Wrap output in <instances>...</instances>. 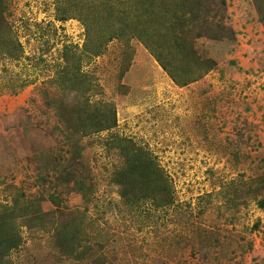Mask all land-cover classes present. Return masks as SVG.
Masks as SVG:
<instances>
[{
	"label": "rangeland",
	"instance_id": "obj_1",
	"mask_svg": "<svg viewBox=\"0 0 264 264\" xmlns=\"http://www.w3.org/2000/svg\"><path fill=\"white\" fill-rule=\"evenodd\" d=\"M2 1L0 264H264V0H208L210 69L175 78L138 39L157 23L107 40L103 0ZM85 100L115 126L81 137Z\"/></svg>",
	"mask_w": 264,
	"mask_h": 264
},
{
	"label": "trees",
	"instance_id": "obj_2",
	"mask_svg": "<svg viewBox=\"0 0 264 264\" xmlns=\"http://www.w3.org/2000/svg\"><path fill=\"white\" fill-rule=\"evenodd\" d=\"M114 1L117 3H122L119 11V28H115L114 21L111 26V19L115 13H118V10L115 8L111 9ZM174 2V3H172ZM133 6H127L126 0H103L102 6L108 9L106 18H101L103 23L107 24L108 27L105 29L107 34L102 35V37L107 38V40H113L116 38H124L129 33L134 35H140L141 27L148 28L151 25H154L156 29L152 30L153 33L158 32L156 40H152L148 35L138 36V39L144 43L153 56L158 60L160 65L170 74V76L175 78V74H182L186 70H189L191 67H195L197 70L207 72L210 69V62H205L198 58L193 47V42L195 38L191 35L192 31L195 29L196 24L206 23L205 20L200 18L201 14H204L207 10L204 7L206 3H212L208 0H169L167 2L163 1V6L167 7L163 11V14L158 12L155 14L154 18L149 21L147 19L148 13L150 12V4L146 0H133ZM79 8L78 12L81 17L85 15V4ZM129 8V9H128ZM5 6L2 0H0V18L1 15L5 12ZM128 9V10H126ZM93 15L97 17L102 14V9L97 7L93 10ZM165 12L168 13V18H163ZM96 17V18H97ZM68 19L66 16L59 18L60 21ZM115 20V18H114ZM100 23V22H99ZM99 23L97 26H86V33L88 38H91L92 31H100V35L104 32ZM131 38V37H129ZM125 38L124 40H128ZM3 44L0 41V51L3 49ZM202 75V74H201ZM67 77V76H66ZM68 83H73L71 79H74V76L67 77ZM81 79V78H80ZM65 76L62 75L59 79L56 80V86L59 89L67 90L69 86L64 81ZM75 80V79H74ZM81 89L79 92H85V80L81 79ZM192 78L190 82L194 81ZM76 81V80H75ZM180 85H186L187 82H179ZM95 105V104H94ZM100 103L96 104L95 107H92L88 101H83L79 105L72 104L71 109L75 114L80 118V123L75 127V131H80L81 137H86L88 135L95 136L104 131L112 129L115 124V113L114 110L109 108V113L105 114V111H101ZM116 142L121 141V139H114ZM73 175L72 171H69ZM260 205H263L260 204ZM20 213L16 210L15 216H19ZM14 223L5 220L0 222V247L2 245L9 246L10 243L12 247L15 245L14 242ZM4 231L8 233L4 234ZM68 239H70L68 235ZM12 247H7L12 249ZM9 251V250H8ZM6 250V253L8 252Z\"/></svg>",
	"mask_w": 264,
	"mask_h": 264
}]
</instances>
